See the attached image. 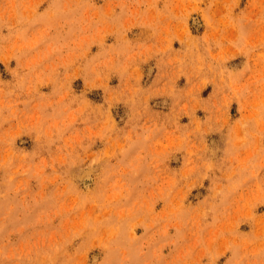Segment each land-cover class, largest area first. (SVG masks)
Returning a JSON list of instances; mask_svg holds the SVG:
<instances>
[{"label": "rangeland", "instance_id": "1", "mask_svg": "<svg viewBox=\"0 0 264 264\" xmlns=\"http://www.w3.org/2000/svg\"><path fill=\"white\" fill-rule=\"evenodd\" d=\"M0 264H264V0H0Z\"/></svg>", "mask_w": 264, "mask_h": 264}]
</instances>
